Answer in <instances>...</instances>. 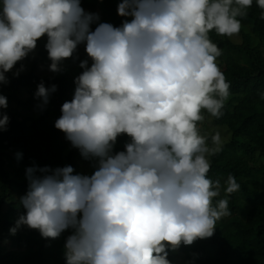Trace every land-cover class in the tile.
I'll use <instances>...</instances> for the list:
<instances>
[{
	"label": "clouds",
	"instance_id": "obj_1",
	"mask_svg": "<svg viewBox=\"0 0 264 264\" xmlns=\"http://www.w3.org/2000/svg\"><path fill=\"white\" fill-rule=\"evenodd\" d=\"M256 5L264 10V0ZM252 6L253 0H121L125 19L115 26L86 12L81 0H0V86L45 36L50 71L78 59L80 45L91 60L79 63L74 97L63 103L55 127L94 161V172L27 168L28 191L20 198L26 214L10 232L27 226L57 239L71 230L66 264H172L169 251L211 238L231 213L227 198L215 199L221 180L208 177L221 134L209 144L200 127L205 111L223 116L230 96L210 33L239 35ZM25 70L21 65L13 75ZM56 91L55 84L38 85L41 109ZM7 107L0 94V109ZM9 122L0 111V132ZM124 135V150L116 151ZM224 183L226 195L240 188L231 174Z\"/></svg>",
	"mask_w": 264,
	"mask_h": 264
},
{
	"label": "trees",
	"instance_id": "obj_2",
	"mask_svg": "<svg viewBox=\"0 0 264 264\" xmlns=\"http://www.w3.org/2000/svg\"><path fill=\"white\" fill-rule=\"evenodd\" d=\"M120 2L81 0V6L86 12L98 13L100 22L120 26L125 19L118 14ZM247 12L242 18L241 40L210 33L222 51L218 66L230 83L224 114L219 119L212 117V123L215 129H225L230 138L220 153L210 157L208 177L221 180V194L215 199L227 198L231 214L217 222L211 238L169 251L172 264H264V10L253 0ZM96 26L93 24L92 29ZM46 43L47 36L37 42L34 52L39 50V57L32 56L33 52L15 65L19 69L33 61L30 72L23 71L15 77L10 71L6 74L10 83L0 86V94L8 100V107L0 111L10 118L7 130L0 132V264H66L64 246L71 230L57 239H45L38 230L27 226H21L15 234L10 232L19 216L26 214L20 203L28 191L26 169L70 165L74 174H81L83 166L94 164L55 127V121L62 115L63 103L74 97L75 77L83 72L79 63L88 59L91 66V60L85 46L80 45L78 59L64 60L62 72L44 74L51 63ZM42 81L49 88L57 85V91L51 94L43 109L39 107L42 101L35 96ZM25 94L28 98H24ZM208 130L205 122L202 134L209 135ZM128 139L126 135L121 136L116 151L124 150ZM18 153L22 155L18 157ZM258 157L261 162L255 165L253 162ZM230 174L240 188L226 195L224 182Z\"/></svg>",
	"mask_w": 264,
	"mask_h": 264
},
{
	"label": "rangeland",
	"instance_id": "obj_3",
	"mask_svg": "<svg viewBox=\"0 0 264 264\" xmlns=\"http://www.w3.org/2000/svg\"><path fill=\"white\" fill-rule=\"evenodd\" d=\"M242 25H243V24H242ZM247 27L249 28V26H247ZM241 38H242L241 32L239 33V35L234 36V39H236V40H241ZM81 52H82V49L80 48V49H79V53L81 54ZM32 56H34V57H39V50H38L37 52H34V54H32ZM50 64H51V63H50ZM50 64H48L47 71L44 72V74H46V73H54V72L50 71V68H49ZM32 68H33V61H29L28 64L26 65V70H25L24 72H30V71L32 70ZM16 70H17V68L14 67V69H13L12 71L15 72ZM41 70H42V71H45V70H43V69H41ZM73 71H74V68H73ZM38 72H40V71H38ZM40 73H41V72H40ZM24 98H28V94H25V95H24ZM204 115H205V120H204V121L202 122V124L200 125V127H201V132H202V129L204 128V126H205V122H207V124H208V128H209V130L207 131V133H208L209 135H211V134L214 132V130L219 131L220 134H221V138H222V140H223V144H224V143L228 140V138H230V134H229L228 132H226L225 129H224V130H223V129H215L214 126H213V123H212V117H209V115L207 114L206 111L204 112ZM217 131H216V132H217ZM209 142H210V140H209ZM209 144H210V143H209ZM259 158H260V157L257 158V160H256L257 162H256V161L253 162L255 165H258V163L261 162V159H259ZM249 159H250V158H249ZM250 161L252 162L253 159H250ZM93 172H94L93 164H88V165H86V166H83V169H82V173H81V174L91 175ZM7 243H8L11 247L14 246L12 243H9V242H7Z\"/></svg>",
	"mask_w": 264,
	"mask_h": 264
}]
</instances>
